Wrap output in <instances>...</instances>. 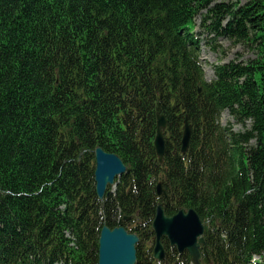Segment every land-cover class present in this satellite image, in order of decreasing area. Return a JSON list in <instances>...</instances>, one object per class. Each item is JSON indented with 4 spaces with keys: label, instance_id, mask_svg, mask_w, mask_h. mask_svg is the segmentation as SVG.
Here are the masks:
<instances>
[{
    "label": "trees",
    "instance_id": "1",
    "mask_svg": "<svg viewBox=\"0 0 264 264\" xmlns=\"http://www.w3.org/2000/svg\"><path fill=\"white\" fill-rule=\"evenodd\" d=\"M219 39L255 58L209 83L202 44ZM224 111L242 132L221 126ZM96 147L128 168L104 202ZM159 204L198 213L212 264H264V0H0V264H98L121 214L137 264H157ZM163 244V264H190Z\"/></svg>",
    "mask_w": 264,
    "mask_h": 264
},
{
    "label": "water",
    "instance_id": "2",
    "mask_svg": "<svg viewBox=\"0 0 264 264\" xmlns=\"http://www.w3.org/2000/svg\"><path fill=\"white\" fill-rule=\"evenodd\" d=\"M166 127V118L158 115L154 145L160 162L163 161L165 155V141L162 131ZM190 138L191 127L186 122L181 142L182 153H187ZM94 154L96 194L102 201L108 187L113 186L116 179L127 172V168L117 155L105 152L102 148H96ZM157 192L159 196L164 193L161 184L158 185ZM152 228L156 235V247L154 249L156 260L163 261L165 259V250L161 241L166 238L170 246L175 247L180 254L188 252L192 264H201L202 255L205 257L203 264H210L205 248V225L194 210L185 211L182 209L177 215L169 218L159 206ZM138 241L136 235L128 234L122 227L114 230L104 227L99 240L98 264H136ZM201 249H203V254Z\"/></svg>",
    "mask_w": 264,
    "mask_h": 264
},
{
    "label": "rangeland",
    "instance_id": "3",
    "mask_svg": "<svg viewBox=\"0 0 264 264\" xmlns=\"http://www.w3.org/2000/svg\"><path fill=\"white\" fill-rule=\"evenodd\" d=\"M216 2H238L245 4L247 0H216ZM201 19L198 18L196 21L197 33L199 31V26ZM204 36L203 38H205ZM215 48V49H214ZM255 58L254 47H248L244 45L234 44L225 39H219L215 44L213 49L211 47H205L202 45L201 51V65L205 72V77L207 81H212L215 78L214 67L222 65L231 61H239L247 63L248 61ZM220 124L223 127H231L234 132H242L244 128L239 124H236L228 112H223L220 117ZM250 127V123L247 124V128ZM113 188L112 191H114Z\"/></svg>",
    "mask_w": 264,
    "mask_h": 264
}]
</instances>
